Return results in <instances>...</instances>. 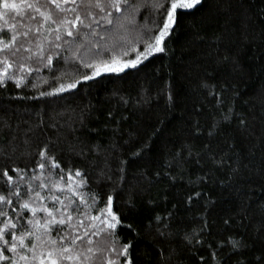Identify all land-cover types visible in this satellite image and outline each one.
Segmentation results:
<instances>
[{
  "label": "snow or ice",
  "instance_id": "1",
  "mask_svg": "<svg viewBox=\"0 0 264 264\" xmlns=\"http://www.w3.org/2000/svg\"><path fill=\"white\" fill-rule=\"evenodd\" d=\"M69 4L72 6L68 7ZM142 10L153 16L151 25H138L137 18ZM188 10H203V15L199 24L192 25L193 38L186 43L185 48L191 49L195 44L204 42L209 50L201 55L206 56L208 61L217 67L229 65L231 74H243L244 69L238 59L239 52L249 45H254L257 40L264 42V30L257 35L252 17L244 12L233 11V0H0V88H6L9 82L16 88L24 87L30 82L29 77L43 69H53L54 62H63L72 71L66 69L55 75L53 79L56 86L51 91L40 92L41 97L56 96L73 92L81 84L94 81L105 73H122L129 68L136 69L156 54L174 56L175 49L170 46L171 40L179 19L193 14ZM69 12L72 13L71 17L68 16ZM205 29H212L211 36ZM133 31L136 36L130 40L128 33ZM50 36L53 39H49ZM233 46H236V52L230 53ZM130 52L135 53V58L125 59ZM80 68L90 71L80 73ZM199 69V64H195L194 68L190 67L188 76L191 77L193 70ZM212 76V72L204 69V75L199 76L198 82L191 88L193 93L204 99H214L215 107L220 113L219 118L213 117L206 130L209 140L219 134L223 124H230L233 118H236L241 133L253 140L247 158H254L257 148L262 149L259 165H254L251 159L245 162L247 158L235 151V144L231 141H225L228 147L222 153L214 151L210 143H206L201 151L195 153L197 164H200L203 157L212 167L195 181H189L190 183H207L212 180L216 169H227L226 178L219 181L222 186L231 188L234 181L245 178L249 181L246 191L243 186L236 189L237 196L242 197L238 212L223 220L226 227H231L233 223H242L249 219V209L253 203L249 193L255 190V186L250 182L254 178L258 179L259 187L264 189V131L257 133L250 127L246 116L235 113L232 105L239 96L236 86L227 83L218 85L212 81ZM31 83L33 88L39 87L38 83ZM41 83L48 84V80L41 78ZM230 89L231 104L224 98ZM161 94H165L167 98L166 111L174 109L176 97L170 82H166ZM261 96L264 98V90ZM120 99L127 105V99ZM149 101L150 98L141 96L137 104ZM260 106L264 115V102H261ZM200 112L201 107L194 104L190 118L193 136L204 132L198 119ZM111 115L109 113V116ZM84 119L82 112L76 120L69 118L70 122L66 121L68 131L73 136L71 141L64 137L67 148L69 152L81 158H87L89 153L100 155L101 145L88 144L76 136L79 128L75 125L78 122L80 127H84ZM163 123L157 118V125ZM42 124L41 119L37 127ZM0 127L10 128L11 125L3 122ZM31 131L29 128L25 136ZM162 132L163 127L153 126L145 137H142L140 132L129 133L128 139L123 140V145H138L130 152V156L132 159H142L152 152L155 139L159 138ZM58 142L49 139L36 151L40 173L33 175L31 180L38 181L36 187L39 190L29 183V199L19 204L23 212L31 215L26 218L20 216L24 223L18 227L9 212L0 209V218H3L0 221V264H137L141 257L133 256L132 242L118 243V230L121 227L126 226L132 231L135 229L130 224L124 225L121 215L114 211L113 195L106 196L104 206L98 209L96 215L80 210L79 205L91 209L97 203L98 194L92 193L89 196L80 191L88 183L84 171L69 168L65 173L52 151ZM24 144L28 146L29 139H25ZM9 146L12 151H16L17 146H12L11 141ZM110 147L109 155L117 161V166L113 170L110 160L106 157L97 174L98 183L112 181L114 172L117 182L125 180L129 160L115 155L120 151L119 144L112 143ZM0 154L6 155L7 152L0 150ZM193 154V146L184 143L171 154L166 164L172 168L174 162L186 161ZM55 169L60 170L59 174L53 171ZM12 171L17 172L23 180L22 169L14 168ZM45 171L47 175L44 174ZM2 175L7 178L9 184L13 182L8 170H4ZM57 175L59 178H54ZM156 175L159 176L160 173ZM170 179L175 182L176 177L170 176ZM44 190H47V195H42ZM57 193L63 194V198ZM9 196L19 198L20 192H10ZM9 196L0 195V205L11 206L13 201ZM200 196L201 193L196 192L188 196L187 201L191 204L194 198ZM48 201L52 202L51 206ZM128 203L129 207H134V204ZM214 203L215 201L209 199L205 204V212ZM256 205L264 216V201H257ZM12 211L16 212V208ZM171 216L169 213L168 217H155L156 233L163 240H170L174 235L170 230ZM81 217L86 218L88 223L85 224ZM20 228L24 230L20 231ZM210 228L206 214L202 215L200 226L182 236L185 246H204V237ZM255 233L261 241V246L251 249L252 255L245 254L251 246L243 238L237 239L231 235L226 240L217 241L215 247L207 244L211 250L212 264H225V257L231 259L233 254L237 257L235 264H264V222L255 228ZM101 236L107 238L104 245L93 239ZM256 252L259 254H255ZM174 255V248L166 249L161 245L157 251L156 264H172ZM200 260L205 261V257L201 256ZM148 264H151L150 257Z\"/></svg>",
  "mask_w": 264,
  "mask_h": 264
},
{
  "label": "trees",
  "instance_id": "2",
  "mask_svg": "<svg viewBox=\"0 0 264 264\" xmlns=\"http://www.w3.org/2000/svg\"><path fill=\"white\" fill-rule=\"evenodd\" d=\"M188 11L193 14L179 19L171 40L170 46L175 49L174 56L156 54L136 69L130 68L122 73L103 74L94 81L81 84L73 92L56 96L41 97L40 92L51 91L56 86V81L53 79L55 75H59L66 69L72 71L63 62H54L53 69H43L40 73L29 77L30 82L24 87L16 88L9 82L6 88H0V123L7 122L11 125L10 128L0 127V150L7 152L6 155L0 154V195L9 196L10 192L17 190L20 192L19 198L9 196L13 201L11 206L0 205V209L8 211L10 217L18 223V227L24 223L20 216L26 218L31 215L19 208L20 203L29 199V183L34 189L39 190L36 187L38 181L31 180L33 175L40 173L37 167L39 157L36 151L39 146L52 139L59 141L52 151L65 173L69 168L73 170L78 168L86 173L88 183L80 191L89 196L92 193L98 194L97 203L91 209L79 205L81 211H89L92 215H96L98 209L104 206L106 196L113 195L114 211L121 215L124 225L130 224L135 229L132 231L126 226L121 227L118 230L120 237L118 243L132 242L133 256L141 257L137 260V264H148L149 257L151 264H156L157 251L161 245L166 249L176 250L172 264H205V262L212 264L211 250L207 244L215 247L217 241L226 240L230 235L237 239L243 238L251 246L246 255H252L251 249L261 246L255 228L264 222V216L261 215L256 202L264 201V189L259 187L258 179L254 178L250 182L255 186V190L249 193L253 201L249 209V219L242 223H233L231 227H226L223 220L238 212L242 197L237 196L236 189L243 186L246 191L249 181L245 178L234 181L231 188L222 186L219 181L226 178L227 169L214 170L212 180L201 185L189 181H195L212 167L203 157L200 164L196 163L195 153L201 151L206 143H210L217 153H222L228 147L225 141L234 142L235 151L246 158L248 149L253 144V140L238 129L236 118H233L230 124H223L219 134L209 140L206 130L213 117L219 118L220 113L215 107L214 99H204L193 93L191 88L198 82L199 76L204 75V69L213 73L212 81L218 85L234 84L239 92V96L232 105L235 113L246 116L250 127L257 133L264 131V115L260 106L261 102H264L261 96L264 90V42L257 40L254 45H249L240 51L238 59L243 66V74H231L229 65L217 67L208 61L206 56L201 55L209 50L206 43H197L191 49L185 48L186 43L193 38L192 25L199 24L203 15V10ZM233 11L244 12L251 16L257 35L264 30V0H233ZM68 16L71 17L72 13L69 12ZM152 19V15L142 10L137 18L138 25H151ZM50 27L54 28L55 25ZM205 31L211 36L212 29H205ZM128 36L130 40L134 39L136 32H130ZM49 39L53 37L50 36ZM235 52L236 46L230 48V53ZM129 58H135V53L130 52L129 56L125 57V59ZM195 64H199L200 69L193 70L192 76L189 77L188 70L190 67L194 68ZM79 71L84 73L90 70L80 68ZM41 78L47 79L48 84L41 83ZM31 82L38 83L39 87L33 88ZM166 82L172 84L176 97L175 107L171 111H166L167 98L165 94H161V89H164ZM141 96L150 98V101L141 102L138 105L137 101ZM121 97L128 100L127 105L123 103ZM230 97L231 89L224 97L231 104ZM194 104L201 107L198 119L204 132L199 136L191 135L190 129ZM82 112L85 116V126L80 127L77 122L75 126L79 128V131L76 136L88 144L101 145L100 155L89 153L87 158H81L69 152L67 148L64 137L71 141L73 136L68 131L66 121L70 122L69 118L76 120ZM109 113L112 115L109 116ZM157 118L164 123L157 125ZM41 119L43 124L37 127ZM153 126L163 127V132L159 138L155 139L152 152L142 159H132L130 152L134 151L138 145L124 146L123 140L128 139L129 133L136 132H140L141 136L145 137L151 132ZM29 128L32 131L26 137L25 132ZM13 137H15L14 140ZM25 139L30 141L28 146L24 144ZM10 141L12 146H17L16 151H12V147L9 146ZM112 143L121 146L120 151L115 155L129 160L125 180L117 182L114 172L112 181L98 183L97 174L103 167L106 157L110 160L113 170L117 166V161L109 155ZM184 143L193 146V156L186 161L174 162V166L169 168L166 160ZM261 152L262 149L257 148L256 156L247 158L245 162L251 159L254 165H259ZM14 168L23 170V180L17 172L12 171ZM4 170H8L9 175L12 176L11 184L2 175ZM53 171L58 174L60 172L59 169ZM156 173L160 175L157 176ZM44 174L47 175V171ZM170 176L176 177L175 182L170 179ZM54 178L59 177L57 175ZM196 192H200L201 196L194 198L189 204L187 197ZM57 194L63 198V194ZM42 195H47V190H44ZM209 199L215 203L205 212V204ZM150 201L152 203H149ZM128 202L134 204V207H129ZM47 203L50 206L52 204L51 201ZM13 208H16V212L12 211ZM169 213L172 214L170 230L174 235L170 240H163L156 233L155 217H168ZM205 214L211 228L205 234L204 246L197 245L194 248L185 246L182 236L198 228L201 224V216ZM81 218L84 219L85 224L88 223L86 218ZM2 220L3 218H0V221ZM23 230L20 228V231ZM80 231L82 232L83 229ZM93 239L98 244L104 245L107 238L101 236ZM201 256L205 257V261L200 260ZM236 259L235 254L231 259L225 257V264H235Z\"/></svg>",
  "mask_w": 264,
  "mask_h": 264
},
{
  "label": "rangeland",
  "instance_id": "3",
  "mask_svg": "<svg viewBox=\"0 0 264 264\" xmlns=\"http://www.w3.org/2000/svg\"><path fill=\"white\" fill-rule=\"evenodd\" d=\"M130 69V68H129ZM127 70V69H126ZM105 74H111V73H105Z\"/></svg>",
  "mask_w": 264,
  "mask_h": 264
}]
</instances>
